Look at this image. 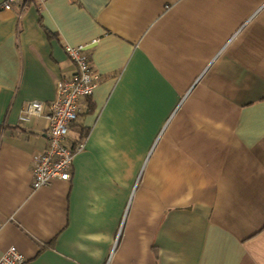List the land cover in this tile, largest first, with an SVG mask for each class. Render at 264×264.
I'll return each mask as SVG.
<instances>
[{
    "label": "crops",
    "instance_id": "obj_1",
    "mask_svg": "<svg viewBox=\"0 0 264 264\" xmlns=\"http://www.w3.org/2000/svg\"><path fill=\"white\" fill-rule=\"evenodd\" d=\"M0 0V256L24 264H264V0ZM88 50L100 74L33 189L49 102Z\"/></svg>",
    "mask_w": 264,
    "mask_h": 264
},
{
    "label": "built area",
    "instance_id": "obj_2",
    "mask_svg": "<svg viewBox=\"0 0 264 264\" xmlns=\"http://www.w3.org/2000/svg\"><path fill=\"white\" fill-rule=\"evenodd\" d=\"M19 0H5L2 8L11 10ZM93 42L77 46L67 45L65 50L76 66L75 73L57 81L56 97L44 102L30 100L22 108L19 120L30 122L44 116L48 119V148L34 156L33 189L49 185L58 179L72 176L74 156L84 148L81 141L75 146L67 144L71 125L77 120L82 100L91 97L99 84L100 74L92 67L88 50ZM26 258L16 246L9 247L1 256L0 264H24Z\"/></svg>",
    "mask_w": 264,
    "mask_h": 264
},
{
    "label": "trees",
    "instance_id": "obj_3",
    "mask_svg": "<svg viewBox=\"0 0 264 264\" xmlns=\"http://www.w3.org/2000/svg\"><path fill=\"white\" fill-rule=\"evenodd\" d=\"M81 141H83V140H80L79 142H81ZM75 146V145H74Z\"/></svg>",
    "mask_w": 264,
    "mask_h": 264
}]
</instances>
